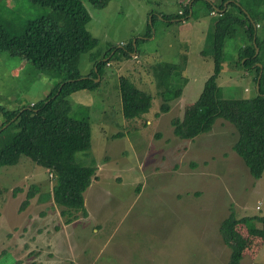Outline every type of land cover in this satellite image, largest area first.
Wrapping results in <instances>:
<instances>
[{"label": "rangeland", "instance_id": "374dc122", "mask_svg": "<svg viewBox=\"0 0 264 264\" xmlns=\"http://www.w3.org/2000/svg\"><path fill=\"white\" fill-rule=\"evenodd\" d=\"M81 2L90 16L86 28L98 45L81 55L79 71L86 76L94 56L100 61L114 55L95 90L68 97L69 116L91 129V147L75 154L79 165L96 168L97 177L83 194L87 216L79 213L66 225L49 197L50 173L29 158L0 167V264H227L230 249L219 225L231 209L239 219L264 216V172L258 180L251 177L232 150L237 131L222 119L193 140L175 137L171 126L212 73L217 14L198 1L189 16L166 22L162 16L182 13L188 0H110L102 9ZM50 12L28 0H0V24L11 34ZM129 44L133 52L124 56ZM243 44L241 37L225 42L217 80L224 98L255 94L254 67H235ZM163 64L180 66L186 81L167 113L160 111L164 88L157 78ZM119 77L152 96L140 118L122 116ZM59 79L0 52V107L32 105ZM3 121L0 112V125ZM31 186L38 191L20 211ZM237 231L244 237L240 264H263L264 240L250 236L244 225Z\"/></svg>", "mask_w": 264, "mask_h": 264}, {"label": "trees", "instance_id": "16d2710c", "mask_svg": "<svg viewBox=\"0 0 264 264\" xmlns=\"http://www.w3.org/2000/svg\"><path fill=\"white\" fill-rule=\"evenodd\" d=\"M28 1L51 12L27 21L19 34H11L0 24V52L22 57L39 71L53 72L60 79L45 98L32 105L13 111L0 107L4 117L0 125V167L15 165L20 156H25L47 170L53 181L49 197L60 208V216L68 225L78 219L79 213L87 216L83 194L97 177L96 168L81 166L75 160L76 153L91 147V129L88 122L69 116L68 97L78 91L95 90L99 86L95 79L102 75L103 68L114 55L104 54L100 61L94 56L89 74H81V55L98 45V40L86 28L90 16L81 0ZM109 1L88 0L97 9L106 7ZM198 1L203 2L210 13L217 14L211 34L213 70L197 100L185 106L182 118L172 119L173 135L193 140L211 131L217 119L232 124L238 135L232 150L251 177L258 180L264 172V0H230L226 8L224 4L228 0H219L215 5L217 11L212 8V0H188L182 13L162 18L169 22L187 17ZM239 37L244 46L238 50L235 67L243 70L254 67L256 83L260 71L257 64H261L259 87L249 98H224L217 84L224 46L228 39ZM132 52L133 46L129 44L123 55ZM157 70L159 86L164 88L160 93V111L167 113L170 102L181 96L186 81L178 65L163 64ZM118 88L125 119L140 118L149 111L150 94L124 77H119ZM37 191L35 186L29 188L19 206L20 211L29 206ZM255 222L260 227L255 226ZM239 225H244L250 236L264 240V216L239 219L231 209L218 229L223 244L230 249L227 264H240L243 258L244 237L237 231Z\"/></svg>", "mask_w": 264, "mask_h": 264}, {"label": "water", "instance_id": "95a60500", "mask_svg": "<svg viewBox=\"0 0 264 264\" xmlns=\"http://www.w3.org/2000/svg\"><path fill=\"white\" fill-rule=\"evenodd\" d=\"M230 2V0H228V1H226L225 2V4H224V8H226V6H227V4ZM189 7H190V5H189ZM212 7H213V9L214 10H216L217 11V9H216V7L215 6H213L212 5ZM252 21V20H251ZM253 23V22H252ZM254 25V24H253ZM254 27L256 28V26L254 25ZM256 54H257V49H256ZM257 66L260 68V71H259V75H258V77H257V81H256V91H258V87H259V81H260V78H261V64H257ZM98 80V77H97V79H95V81H97ZM59 90H60V88H59ZM4 127H6V125L4 126ZM3 127V128H4Z\"/></svg>", "mask_w": 264, "mask_h": 264}]
</instances>
